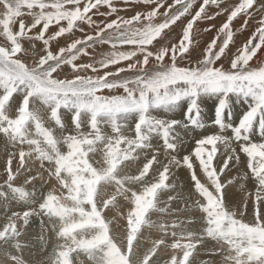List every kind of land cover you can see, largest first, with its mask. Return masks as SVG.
Wrapping results in <instances>:
<instances>
[{
  "label": "snow or ice",
  "instance_id": "6c2138e0",
  "mask_svg": "<svg viewBox=\"0 0 264 264\" xmlns=\"http://www.w3.org/2000/svg\"><path fill=\"white\" fill-rule=\"evenodd\" d=\"M0 151V264H264V0H0Z\"/></svg>",
  "mask_w": 264,
  "mask_h": 264
},
{
  "label": "rangeland",
  "instance_id": "374dc122",
  "mask_svg": "<svg viewBox=\"0 0 264 264\" xmlns=\"http://www.w3.org/2000/svg\"><path fill=\"white\" fill-rule=\"evenodd\" d=\"M117 2H119L118 0H117ZM130 12H132V11H130ZM126 13L127 12H125L124 14L123 13H121L122 15H126ZM131 14H129L128 16H130ZM225 20V16H221V17H218L217 19H216V24H217V26H219L223 21ZM222 21V22H221ZM206 25H200V27L201 28H203V27H205ZM246 33V34H245ZM210 34V35H209ZM250 34V32L248 31H245V32H243V34L242 33H240V34H238V36L236 37V43L237 44H242L246 39H247V37H248V35ZM215 35V29H213V31L211 32V33H205V34H202V36L199 38L200 39V44H201V46H203V45H205L207 42H209L212 38H213V36ZM241 35V36H240ZM244 35V36H243ZM209 37V38H208ZM240 37V38H239ZM245 37V38H244ZM204 38V39H203ZM242 38V39H241ZM242 40V42H240ZM258 55H259V53H258ZM214 105V101H212V100H209L208 101V103H207V105ZM207 105H204V115H205V117L207 118V119H211L212 118V115H213V113H212V108H209L210 106H207ZM70 119V118H69ZM188 147L187 148H190L191 147V145H190V143H188V144H186ZM4 166H5V156H4V153L2 152V151H0V182H2V180H3V178H4ZM248 187L250 188L251 187V184H248ZM238 189V188H237ZM237 189H234V191H237ZM238 192V191H237ZM165 199L167 198L166 196L164 197ZM183 205L182 204H180V203H175L174 205H173V207L174 208H180V207H182ZM2 211H3V209L2 208H0ZM126 211V210H125ZM182 214V215H181ZM180 214V216L181 217H179V218H183V216H187V214H185V213H181ZM109 215L111 216L112 214L111 213H109ZM184 217V218H185ZM154 219H155V217H154ZM167 219H171V218H167ZM0 222H2V221H0ZM119 223L121 224V225H125V220L123 219V218H119ZM38 232H39V229H38V222H37V224L36 225H33V228H32V230L30 231V234H29V237L27 238V239H31L32 237H34V236H36L37 234H38ZM26 251V250H25ZM51 251H52V248H51V246H50V248H48V250H47V252H43V253H41L40 252V248H39V245H37V247L36 248H34V249H32V248H30V249H27V251L24 253V255H25V259H27L28 258V256H32V254L33 253H35L36 254V258L37 259H41V260H44V259H46L47 258V256L48 255H50L51 254ZM31 253V254H30ZM165 255V258H167L166 257V254H164ZM33 257V256H32ZM204 259H207V257H204Z\"/></svg>",
  "mask_w": 264,
  "mask_h": 264
},
{
  "label": "bare ground",
  "instance_id": "6f19581e",
  "mask_svg": "<svg viewBox=\"0 0 264 264\" xmlns=\"http://www.w3.org/2000/svg\"><path fill=\"white\" fill-rule=\"evenodd\" d=\"M118 1H119V0H118ZM121 13L124 14L125 12L122 11ZM129 14L132 15V12L127 11L126 15L128 16ZM221 22H222V21H221ZM215 23H217V22L215 21ZM237 26H238V25H237ZM174 27H175V26H174ZM175 31H176V35H177V38H178V37H179V31H180L179 28H176ZM247 32H248V31H247ZM242 34H243V33H242ZM245 34H246V33H245ZM209 35H210V34H209ZM240 36H241V35H240ZM243 36H244V35H243ZM208 38H209V37H208ZM239 38H240V37H239ZM244 38H245V37H244ZM203 39H204V38H203ZM241 39H242V38H241ZM240 42H242V40H241ZM105 50H107V49L105 48ZM206 105H207V104H206ZM207 106H210L209 108H212V105H211V104H210V105H207ZM204 112H205V111H204ZM177 118H179V116H178ZM190 145H191V144H190ZM187 147H188V146L186 145V150L188 149ZM180 175H181V178L184 179V180L186 181L187 174H186V172H185L184 170H181ZM237 191H239V190L237 189ZM2 214H3V211L0 209V215H2ZM181 215H182V214H181ZM180 217H181V216H180ZM184 217H185V216H183V218H184ZM183 218H182V219H183ZM49 248H50V247H49ZM26 251H27V249H26ZM26 251H25V252H26ZM30 254H31V253H30ZM32 256H33V255H32ZM32 256H31V257L28 256L27 259H29V260L32 259V258H33Z\"/></svg>",
  "mask_w": 264,
  "mask_h": 264
}]
</instances>
